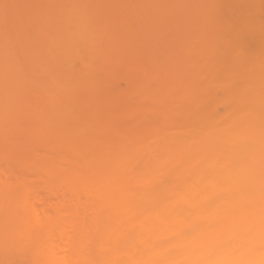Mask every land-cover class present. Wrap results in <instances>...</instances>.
Listing matches in <instances>:
<instances>
[{
    "label": "bare ground",
    "instance_id": "6f19581e",
    "mask_svg": "<svg viewBox=\"0 0 264 264\" xmlns=\"http://www.w3.org/2000/svg\"><path fill=\"white\" fill-rule=\"evenodd\" d=\"M130 1L127 3H132V0ZM168 1L166 0L167 3ZM188 1L184 2L189 5V8L185 6L186 9L183 6L185 4L181 3L184 11L182 6L177 7L180 5L177 1V4L172 2L176 5L173 7L169 3V8H175L171 11L168 8L167 11L178 14L177 16L175 14V17L174 14L171 15L172 18L178 17L177 20L173 18L174 20L169 22L165 18L166 23H163L166 27L161 26L163 23L159 24V27L154 24L159 28L158 32L162 28L164 30L167 28L165 33L163 29L161 30V36L156 31L157 35H152L156 36L155 40L160 43L163 41L161 44L164 43L165 47L164 55H158L160 59L157 55L156 58L153 57L155 62L154 60L152 62L151 56L148 57L147 49L144 51L146 55L143 54L145 49L141 51L143 55L140 52H137L139 55L132 54L137 61L133 59L132 52L125 57L126 50L129 49L125 47L124 50L122 48L124 45L119 49L122 44L119 43L120 40L119 47L115 46L119 51L114 50L112 44L120 35L117 28L121 24L119 25V20L116 23L108 20L110 16L108 4L102 0H71L73 12L71 19L66 18L67 21L63 19L61 23L58 18L53 21L60 13L57 10L56 14L53 8L51 14L47 11L44 15L48 16L47 19L46 17L43 19L47 22L43 21L42 24L39 22L43 30L37 24L38 32H44L48 24L50 26L48 25L49 28L47 26V31L53 27L56 30L54 33L57 34L54 35L52 32V35L59 38L56 37L57 41L53 38L52 41L58 43L55 44L56 48L59 46L61 48L56 49L57 52H63L65 55L71 53V59L74 58V61L68 64L69 67L61 66V70L56 68L55 64L54 68L50 66L51 64L48 65L49 62L46 63L48 66L38 68L41 74L40 72L37 74L40 75L42 82L49 77L53 79L47 90L51 107L63 108L64 105H61H66L71 97L76 95V93L67 95L69 86L72 89V91L68 89L70 93L76 89H78L76 92L82 90L78 88L81 87L78 85V82L81 83L79 77L73 75L78 69V63L85 64L89 75H94L101 69L96 62L99 57V60L101 58L104 62L102 65L106 67V69L102 67L103 70H109L112 60L110 53L113 55L110 51L116 55L119 53L117 56L121 61H127L128 58L136 62L128 61V64H132L130 65L132 74L137 73V76L134 74L136 82L132 83H136L133 85L135 89H132L135 90V97L133 96L134 102H131L130 114L128 113L130 105L126 103L128 105L126 109L127 105L124 107L123 100H117L127 113H124V108L118 107L122 110L118 113L122 114L116 115L118 127L113 136L114 149L94 150L96 143L93 147L84 143L76 146L75 143L78 144L79 139L83 141V136L88 137L82 132V137L76 134V138L71 142L57 137L58 152L50 151L55 153V155L51 153L54 157L43 155L41 158L36 154L38 151L31 155L34 151L31 149L32 152L27 151L31 152L30 154H24L20 160L22 168L26 169V172L35 173L36 176L32 177L36 178V181L34 178L32 182L26 180L29 176L26 178L27 173L24 170L23 174H19L18 170L12 172L9 166L4 164V167L2 163L4 168H1L0 165L3 169H0L2 175L5 171L8 173V176L3 175L1 178L4 179L0 180V264H264V0H246L249 3L245 4L246 7L242 4L245 0H231L232 2L195 0L198 8ZM54 2L56 0H53V4ZM40 5L36 4L34 8L33 2L32 8L29 6L28 9L36 11ZM125 6L127 5L123 4V8L121 7L124 11L119 9L124 15L127 11ZM176 7L182 11H178ZM93 8L101 10L98 11L99 22L96 21L94 28H89L86 14L88 16V12L90 13ZM204 12L208 16L202 14ZM20 13L22 16L25 12ZM129 13L132 15L131 10ZM204 16L207 17V21ZM198 17L201 22L198 21ZM180 18L181 20L183 18L184 22L180 21ZM189 18H193L191 24ZM22 21L25 24L24 20ZM127 21L126 23H129ZM177 21L186 22L184 26L179 23L182 25L177 29L178 32L175 30L176 25L178 27ZM53 22H56L55 26H51ZM144 22L142 20L143 24L147 23ZM126 23L124 22L125 26ZM193 24H196L195 26L200 24L196 27L200 32L192 31ZM186 27L191 28L193 37L195 35L197 38L200 37L193 39L194 46L191 42L189 47H184L187 50H184L185 54L187 53L184 54L186 56L184 59L177 58L169 38L174 43L175 39L180 41ZM130 29L133 36L136 32L138 35L139 28L137 31L132 27ZM51 31L52 29L48 33ZM127 32L125 33L129 34ZM46 33L44 36L47 37L49 34ZM150 35L151 33L147 38ZM111 39L113 43L109 42ZM200 39L204 44H200ZM205 39L209 41L205 42ZM26 44H22L23 48ZM66 47H69L71 52L67 50L68 53L64 52ZM21 50L23 56L26 55L27 61H24L28 62L26 65L33 66L30 62L32 58L27 57L29 52ZM29 50L28 55L32 56L33 48ZM48 50L44 49L45 53L48 52L47 55L50 54ZM98 50L105 52L101 51L103 54L100 56L94 55ZM16 51H14L16 55H22L20 51L19 53ZM19 60L21 61V58ZM18 66L19 68L22 66V71L25 70L21 62ZM44 70L47 71V75ZM25 71L24 77L19 76V80L27 77ZM37 74L33 73L32 77L28 75V79L25 78L26 81L31 79L28 82L33 88L34 85H38V80L40 81L39 78L37 82L32 81L34 75L39 76ZM69 74L74 77L69 76L66 79ZM69 79L70 82L65 83ZM145 81H149L150 84L145 85ZM32 85L28 90L32 89ZM97 87H94L92 92ZM37 88L32 91H37ZM57 88L66 92L64 100H67V103L59 101L61 105L57 103L55 96L53 97L56 90H59ZM77 96L78 93L75 97ZM113 104L117 106L116 102ZM83 107L73 106V112L79 118L85 117L87 110L85 111ZM60 110H56L57 113H54L55 109L51 110L47 118L58 122ZM62 111L63 109L60 114ZM123 113L128 117L126 118ZM53 114L58 115L54 118ZM2 115L3 112L0 110V116ZM82 125V131L88 130L89 137L96 142L95 139L99 135L94 128L89 130L93 126L85 124V121ZM54 132L59 135L56 129ZM92 141L89 140L87 144L94 143ZM72 144L76 148H73ZM35 147L39 150V146ZM71 156L74 157L73 161ZM37 177L41 179V183ZM29 179L31 180V177ZM37 184H40V190L46 185L51 193L59 192V195L55 194L58 201L55 200L54 206L50 209L47 208L50 204L47 207L45 205L48 203L47 199H44L45 201L42 199V202L38 199L44 193L40 194L43 189L40 193L37 191L39 190ZM62 184L67 185L68 194L60 193L66 188ZM60 185L63 186L62 190H56ZM65 192L67 193V190ZM51 193L49 192L52 196L54 193ZM37 199L41 203L45 202L46 208L43 204V209L41 206L39 208L36 205L40 204ZM55 205L56 208L52 209ZM80 206H83L84 210ZM45 209L46 211H43ZM56 238L60 242L61 240L65 242L63 247L55 244Z\"/></svg>",
    "mask_w": 264,
    "mask_h": 264
},
{
    "label": "rangeland",
    "instance_id": "374dc122",
    "mask_svg": "<svg viewBox=\"0 0 264 264\" xmlns=\"http://www.w3.org/2000/svg\"><path fill=\"white\" fill-rule=\"evenodd\" d=\"M29 1H31V2H29ZM43 1V2H42ZM55 1V0H54ZM123 1L124 0H102V2H106L108 5V8H109V13H110V16L108 17V20H110V21H115V23H116V21H118L119 22V25L121 24L122 25V27H121V25L117 28L118 30V35H119V37L118 38H116V39H114V43H117V44H114L113 43V40L111 41H109V42H111V43H113L112 45H114V46H112V47H114V50H118L117 48L119 47V43H122V44H120L121 46L119 47V49L124 45V47H122L124 50L127 48V49H129L128 51L126 50V52L127 53H125L127 56H125V57H128L129 56V54L131 53V55L133 54H138L137 52H140L141 53V51H142V49H145V50H143V54H145L144 53V51H146V49H147V55H149L148 57H150L151 56V58H156L155 56L157 55V58H159V56L158 55H164V43L163 44H161L157 39L155 40V38H156V36H152L153 34H155V31H156V33L158 34V35H160V32H161V30L163 29H161L160 30V32H158L157 31V29H159V28H156L159 24H161V23H166V19H168L167 21H173L174 19H176L177 20V18H174L175 17V14L174 13H172V12H169V11H171V10H173L174 8H172L173 7V5H175V4H179L180 3V5H177V7L179 6V7H181L183 4H185V5H183L184 6V8H185V6H186V8L188 7L189 8V5H186V3H184L185 1L187 2L188 0H183V1H181V0H176L177 1V3H176V1H174V0H170V1H172V2H175V4H172V2H169L168 0V3L166 2V0L163 2V0H132V3H127V2H129L130 0H125L124 1V3H123ZM136 1V2H135ZM144 1V2H143ZM179 1V2H178ZM203 1V0H202ZM206 1V0H205ZM205 1H204V3H205ZM208 1V0H207ZM206 1V2H207ZM213 1V0H212ZM229 1H231V0H229ZM228 1V2H229ZM27 2H29V3H27ZM33 2H34V8H35V6H36V4L37 5H40V3L42 2L43 4V6H42V8H41V5L38 7V8H36L37 10L35 11L34 9L32 10L31 8H32V6H33ZM45 2H47V3H45ZM52 2V3H51ZM131 2V1H130ZM138 2H140V3H138ZM183 2V4L181 5V3ZM189 2V4H194L195 5V0L194 1H188ZM232 2V1H231ZM49 3V4H48ZM55 3H57V4H55ZM121 4V5H119V4ZM149 5H148V4ZM161 3V4H160ZM169 3H171V5H172V7L171 8H169L170 7V5H169ZM240 3V2H239ZM242 3V2H241ZM248 2L245 0V3L243 2L242 4L243 5H248L247 4ZM26 4H28V5H26ZM30 4V5H29ZM47 6V7H45V5ZM95 3L93 2V5H94ZM111 4V5H110ZM123 4H126L127 6H125L126 8H127V11H126V13H127V15H126V13H125V15H124V10L122 9L123 8ZM133 4H134V6H133ZM164 4V5H163ZM201 4V3H200ZM32 5V6H31ZM59 5V6H58ZM71 5H72V3H71V0H56V2H54V4H53V0H0V110H2V112H3V115L2 116H0V161H1V168L3 167L2 166V163H3V165L5 164V165H7V166H9L8 168H9V170L11 169L12 170V172H14L13 170H18V171H20L19 172V174L20 173H22V171L24 170L25 172L27 171L26 169H24V168H22V165H21V162H20V160L21 159H23V157L26 155V154H28L29 152H27L28 150L29 151H31L30 153H31V155L34 153V152H37L38 151V153H36V154H39L40 155V157L41 156H53L54 157V155H55V153H57L58 152V147H59V145H57V140L59 141V139H57V137H59L60 136V138L62 139V140H65V141H74L73 139L74 138H76L75 137V135L76 134H80L79 136L80 137H82V135H81V133L83 132V134L84 133H86L85 135H88V137L87 136H83V138H85V139H83L82 138V140L83 141H81V139H79L80 141H78V144L77 143H75V145L76 146H80V144H86V146H91V147H93V144H95L96 143V145H97V147H96V145H95V147H93L94 148V150H99V149H97V148H106L107 149V151H108V149L109 150H112V149H114L115 147L113 146L112 147V145H113V142H115V140L113 139V136H114V133H115V130H116V128L118 127V124H117V116L116 115H118L119 113V111L122 109V108H124V107H126V105L128 104V105H130L129 106V110H128V113L129 112H131L130 110H131V102H134V100H133V96L135 95L134 94V92H135V90H132V89H135L134 88V86L133 85H135L136 83V81L134 80L135 78H134V74L135 73H133L132 74V72H131V68H130V65L132 66V64H128V61L131 63H134L135 61H137V60H135L134 59V57H133V55H132V57H133V59L135 60H133L132 59V57L130 58V59H132V60H128V58H126L127 59V61H124V60H120V58L117 56V55H119V53L116 55V54H114L113 53V51H110V52H112V54L113 55H111V53H110V56L112 57V60H111V66H110V69L109 70H106V71H104L103 69L105 68L106 69V67L105 66H103L102 65V63L104 64V62H103V60H101V58H100V60H99V57H97L98 59H96L97 61L96 62H98V64L101 66V71L99 70L96 74H94V75H89V73H88V71H87V66L85 65V64H81V63H78V69L73 73V75L75 76H77V77H79L78 78V80L80 79V81H81V83H79L78 82V85L79 86H81V87H78V85H77V87L78 88H82V90L81 91H78V92H76L78 89H76V91L74 92L73 91V93L71 92H69V88H70V86L67 88V95L69 94V96L71 95V94H73V95H75V93H76V95H77V93H78V96L77 97H75V96H73V97H71L74 101H72V99H70L69 100V102L67 103L66 101L67 100H64V98H65V94L64 93H66L65 91H63L62 89H59V88H57V89H59L58 91L56 90V93L53 95V97L55 96V98H56V100H57V103H58V101L59 102H62V103H67L66 105L65 104H62L61 105V103H58L59 105H61V106H63L64 105V107L62 108V107H59L58 105V109H56V108H54V107H51L49 104V101H48V97H49V94L47 93V90L49 89V87H50V83H51V81L53 80V79H51L50 77L48 78V79H44V81L42 82L41 80L42 79H40V75L39 74H37V73H39L40 72V66H42V67H46V63L47 62H49L48 63V65L49 64H51L50 66L52 67L53 66V68L55 67V65H56V68H58V69H60L61 70V66H65V67H69V65L68 64H71L72 62V60L74 61V58H72L71 59V53H68V52H71V50H70V48L69 47H66L65 48V51L64 52H66V50L68 51V52H66V53H68V55H65L63 52L62 53H58L57 52V50L60 48V46L58 47V48H56V46H55V44H58V43H54L53 41H52V39L53 38H55L56 39V37L54 36L55 35V33H54V31H56L53 27H50V30L52 29V31L50 32V33H48L49 31H47L48 29H47V26L49 25H46V31H47V33L49 34V35H47V37L46 36H44L45 35V33H46V31L44 30V32L42 31V32H38V29H39V27H38V25L40 26L41 24H42V22L44 21L43 19H45V17L46 16H44V15H46L45 13L48 11L49 13H50V11H52V9L53 8H55V9H53V10H55L56 12V14L58 13V11L57 10H59V12L60 13H58L59 15V17H55L54 18V20L53 21H55L57 18V20L58 21H60V23L62 22V21H64L63 19H65L66 20V18H67V20L68 19H71V16H72V14H73V12H71L72 11V7H71ZM128 5H129V7L131 8V9H129V7H128ZM153 5V6H152ZM197 5V4H196ZM195 5V6H196ZM246 5H245V7H246ZM31 7V8H29L28 9V7ZM50 6V7H49ZM58 6V7H57ZM112 6V7H111ZM176 6V5H175ZM183 6H182V9H183ZM204 6V5H203ZM209 6V5H208ZM241 6V5H240ZM25 7H27L26 9H25ZM44 7V8H43ZM122 7V8H121ZM151 7V8H150ZM165 7V8H164ZM177 7H176V9H177ZM194 7V6H193ZM197 7V6H196ZM199 7V6H198ZM197 7V8H198ZM201 7V6H200ZM238 7H239V4H238ZM242 7V6H241ZM24 8V9H23ZM58 8V9H57ZM122 9L121 11H119V9ZM126 8H124V9H126ZM161 8V9H160ZM169 8V11H167V9ZM185 8V9H186ZM197 8H195V9H197ZM242 8H244V7H242ZM48 9V10H47ZM51 9V10H50ZM61 9V10H60ZM95 11H94V10ZM91 11H90V13L88 12V16H87V14H86V17H88L87 19H88V22L89 21H91V22H87V26L90 28V27H93L94 28V26H96V25H94L95 23H96V21L97 22H99L98 21V15L100 16V13H98V11H99V9H96V8H93ZM118 11H117V10ZM139 9V10H138ZM182 9L181 10H179V9H177L178 11H182ZM191 9V8H190ZM193 9V8H192ZM205 9V8H204ZM203 9V10H204ZM40 10V11H39ZM97 10V11H96ZM131 10V14L132 15H130V13H129V11ZM165 10V11H164ZM177 10H174V11H177ZM208 10V9H207ZM25 12L24 14H22V16H21V13L20 12ZM101 11V10H100ZM99 11V12H100ZM142 11V12H141ZM183 11H184V9H183ZM187 11L188 10H186L185 12V14H187ZM193 11L195 12V10L193 9ZM204 11H206V10H204ZM29 14H28V13ZM121 12V13H120ZM192 11H190L189 13H191ZM196 12H198V13H200L199 11H196ZM17 15H16V14ZM19 13V14H18ZM33 13V14H32ZM49 13H47V15L49 14ZM55 13H54V15H55ZM167 13V14H166ZM178 13V12H177ZM182 13V12H181ZM180 13V14H181ZM184 13V12H183ZM225 13V12H224ZM227 13V12H226ZM225 13V14H226ZM28 14V15H27ZM32 14V15H31ZM51 14V13H50ZM134 14V15H133ZM172 14H174V19L171 17V15ZM185 14H184V17H185ZM193 13H191V15H192ZM196 14V13H195ZM195 14H194V16H195ZM202 14H205V12L204 13H202ZM201 14V15H202ZM14 15V16H13ZM26 15V16H25ZM122 15H123V17H122ZM143 15H145L144 17H142ZM178 14H176V16H177ZM189 15V14H188ZM190 15V16H191ZM199 15V14H198ZM200 15V17H198V21H199V18H200V20L202 19V16ZM27 16H29L30 18H28ZM44 16V17H43ZM129 18H128V17ZM134 16V17H133ZM138 16V17H137ZM141 16V17H140ZM150 16V17H149ZM183 16V14L181 15V17ZM197 16V15H196ZM205 16H208V14L206 15L205 14ZM205 16H204V18H205ZM20 17H21V19H20ZM36 17V18H35ZM164 17V18H163ZM180 17V16H179ZM183 17V18H184ZM192 17H193V15H192ZM14 18V19H13ZM27 18V19H26ZM32 18V19H31ZM42 18V19H41ZM48 18V16L46 17V19ZM98 18V19H97ZM133 18V19H132ZM140 18H142V19H140ZM145 18H148L147 20L145 19ZM166 18V19H165ZM183 18H182V20H181V18H180V21H183ZM186 18H187V16H186ZM194 18V17H193ZM193 18H189L188 19V21H189V23L191 24V22H193ZM197 18V17H196ZM203 18V19H204ZM207 18V17H206ZM206 18H205V20H206ZM100 19H101V17H100ZM155 19V20H154ZM170 19V20H169ZM22 20H24V22H25V24H23V21ZM30 22H29V21ZM66 20V21H67ZM121 20V21H120ZM128 20V21H127ZM131 20V21H130ZM142 20H143V22L145 21V22H147V23H145L146 25H147V27L149 28V30L151 31H149L148 29H147V27L145 28V24H143L142 23ZM151 20V21H150ZM164 20V21H163ZM197 20V19H196ZM126 21L127 22H129V23H126ZM171 21V22H172ZM195 21V20H194ZM207 21V20H206ZM37 22V23H36ZM41 24H40V23ZM47 22V20L46 21H44V23H46ZM123 22V23H122ZM124 22L126 23V26H125V24H124ZM137 24H136V23ZM139 22H141V23H139ZM184 22V21H183ZM183 22H178L177 21V23H178V27H177V25H176V31H177V29L180 27L181 28V25L183 24V26H184V24L186 23H183ZM199 22H201V21H199ZM21 23V24H20ZM54 23H56V22H53L52 24L53 25H51V26H55L54 25ZM58 23V22H57ZM135 23V25L133 26V24ZM157 23V24H156ZM164 23L163 24H161V26L162 25H164ZM176 23V24H177ZM179 23H182L181 25H179ZM188 23V22H187ZM196 23V22H195ZM198 23V22H197ZM17 24V25H16ZM31 24H34V25H31ZM38 24V25H37ZM90 24V25H89ZM124 24V25H123ZM154 24L156 25V27L154 26ZM168 24V23H167ZM174 24V23H173ZM190 24L188 25V26H190ZM15 25H16V28H15ZM20 26V29H19V26ZM25 25V26H24ZM31 25V26H30ZM58 25H59V23H58ZM57 25V26H58ZM132 25V26H131ZM142 25H145L144 27L142 26ZM169 25V24H168ZM172 25V24H171ZM196 24H193V25H191L192 26V31L193 32H200V29H197L196 27L197 26H199L200 24H198L197 26H195ZM205 25V24H204ZM22 26V27H21ZM42 26H44V24L42 25ZM50 26V25H49ZM49 26H48V28H49ZM128 26H129V28H128ZM138 26V27H137ZM140 26V27H139ZM142 26V27H141ZM160 26V25H159ZM158 26V27H159ZM175 26V25H174ZM183 26H182V28H183ZM25 27H27V28H25ZM29 27V28H28ZM41 27V26H40ZM121 27V28H120ZM130 27H132L134 30H138V28H139V33H140V35L142 34V36H140L139 35V33H138V35H136L137 34V32H136V34H135V36H133V34H131L132 32L130 31L131 29H130ZM163 27V26H162ZM164 27H166L165 25H164ZM168 27V26H167ZM24 28V29H23ZM45 28V27H44ZM135 28H137V29H135ZM143 28H145V31H144V29ZM153 28V29H152ZM161 28V27H160ZM170 28V27H169ZM185 28V27H184ZM189 27H186V31L185 32H181L183 35L181 36V39H180V41H177L175 38V43H174V41H172L170 38H169V40H170V42H171V44L173 45V46H171V47H173V50H174V52H175V57H177V58H183L185 55H187V53L185 54V51L184 50H186L184 47H189L188 45H191V42L193 41L194 42V38L196 37V35L193 37V32L191 31V28L190 29H188ZM208 28V27H207ZM27 31H26V30ZM41 30H43L42 29V27L40 28ZM57 29V28H56ZM130 29V30H129ZM142 29V30H141ZM167 29V28H166ZM165 29V30H166ZM21 31V32H19V31ZM133 30V31H134ZM165 30L163 29V31H164V33H165ZM171 30V29H170ZM181 31L183 30H185V29H180ZM203 30V29H202ZM201 30V31H202ZM15 31V32H14ZM120 31V32H119ZM123 31H128L127 33H129V34H126L125 32H123ZM148 31H149V33H151V35L147 38V36H148ZM162 31V32H163ZM169 31V30H168ZM167 31V32H168ZM173 31H174V29H173ZM179 31V30H178ZM177 31V32H178ZM206 30H204V33H205V37H207L206 36V34H207V32H205ZM23 32V33H22ZM26 32H28V33H26ZM52 32L54 33V35H52ZM154 32V33H153ZM175 32V31H174ZM176 32V36L178 35V33ZM18 33H20V34H18ZM46 33V34H47ZM123 33V34H122ZM148 33V34H147ZM163 33V34H164ZM180 33V32H179ZM57 34V33H56ZM157 34H155V35H157ZM203 34V33H202ZM16 35H18V36H16ZM52 37H51V36ZM117 35V36H118ZM131 35V36H130ZM170 35V34H169ZM173 35V34H172ZM208 35H209V33H208ZM161 36V35H160ZM179 36H180V34H179ZM197 36H198V34H197ZM19 37H21V38H19ZM24 37V38H23ZM48 37H50L49 39H47ZM132 37H133V39H132ZM155 37V38H154ZM165 37V36H164ZM167 37H168V35H167ZM200 37V36H199ZM198 37V38H199ZM204 37V38H205ZM211 37V36H210ZM17 38V39H16ZM19 38V39H18ZM59 37H57V39H58ZM135 38V39H134ZM137 38V39H136ZM147 38V39H146ZM197 38V37H196ZM197 38V39H198ZM204 38H203V40H204ZM54 39V40H55ZM57 39L55 40V41H57ZM126 41H125V40ZM161 39V38H160ZM162 39H165V38H163L162 37ZM161 39V40H162ZM194 39V40H193ZM209 39V38H208ZM208 39H205V42H206V40L207 41H209ZM117 42H116V41ZM120 40V41H119ZM142 40V41H141ZM183 40V42H181ZM201 40V39H200ZM203 40H201V42H200V44L201 43H203L204 44V41ZM24 41H26V42H24ZM118 41H119V43H118ZM166 42L168 41V40H165ZM22 42H24V43H22ZM165 42V43H166ZM192 42V43H193ZM196 42H197V40H196ZM25 43H27L26 44V46H25V48H23V45L22 44H24L25 45ZM31 43V44H30ZM110 43V44H111ZM197 43H199V42H197ZM141 44H144V46L143 45H141ZM202 44V45H203ZM17 45V46H16ZM20 45H21V47H20ZM118 45V47L116 48L115 46H117ZM139 45H141V47H143V48H141ZM146 45H147V47H146ZM166 45V44H165ZM196 45V44H195ZM16 46V47H15ZM32 46V47H31ZM58 46V45H57ZM193 46H194V43H193ZM200 46V45H199ZM14 47H15V50H13L14 49ZM31 47V48H30ZM126 47V48H125ZM141 49H140V48ZM16 48H17V50L18 51H20V53L22 54L23 52V50H21V49H24L25 51V53H27L26 51H28L29 53H30V50L29 49H31L32 50V48H33V53H32V51H31V53L33 54L32 56L31 55H28L27 54V57L29 58V59H31L32 58V60H30V62L32 63L31 65H33V66H27L26 64L28 63V62H24V61H27V59L25 58V56H23L24 54H22V55H16V53L14 52V51H16ZM21 48V49H20ZM49 49L48 51L50 52V54L49 55H47V53H45V51H44V49ZM110 48V47H109ZM184 48V49H183ZM194 48V47H193ZM192 48V49H193ZM27 49V50H26ZM57 49V50H56ZM98 49V48H97ZM96 49V50H97ZM113 49V48H112ZM167 49H168V47H167ZM60 50H61V48H60ZM105 50V49H104ZM110 50V49H109ZM108 50V51H109ZM122 50V49H121ZM131 50V51H130ZM170 50V49H169ZM18 51H16L17 53H19ZM102 52H103V50H101ZM101 51L100 50H98L97 52H96V54H94V55H102L103 53H101ZM119 51V50H118ZM130 51V52H129ZM172 51V50H171ZM170 51V52H171ZM187 51V50H186ZM192 51V50H191ZM189 52V53H192V52ZM193 51H194V49H193ZM107 52V51H106ZM114 52H116V51H114ZM125 52V51H124ZM123 52V53H124ZM169 52V51H168ZM166 53V52H165ZM46 54V55H45ZM142 54V53H141ZM140 54V55H141ZM142 54V55H143ZM169 54H172V53H169ZM185 54V55H184ZM124 55V54H123ZM139 55V54H138ZM146 55V54H145ZM154 55V56H153ZM79 56V55H78ZM170 57L172 56V55H169ZM136 57V56H135ZM167 57V56H166ZM173 57V56H172ZM186 57V56H185ZM188 57V56H187ZM21 58V61L19 60ZM81 58H82V56H81ZM81 58H80V60H81ZM152 59V62H153V60H154V62H155V59ZM24 59H26V60H24ZM28 59V60H29ZM160 59V58H159ZM184 59V58H183ZM187 59V58H186ZM22 60H23V62H22ZM76 60V59H75ZM83 60H84V57H83ZM83 60L81 61V62H83ZM162 60V59H161ZM14 61V62H13ZM18 61H19V64H20V62L22 63V65H23V68L25 67V70L27 71H25L24 69H23V71H25L24 73H25V75L27 76V77H25V78H27L28 79V75H30L31 77H32V75L31 74H33V73H35V74H37V75H39V76H33L34 77V80H32V81H36L37 82V79L39 78L40 79V81L38 80V88H37V86L36 85H34V88H37V91H32V90H35L34 88H33V85L32 84H30V85H32V89H30V90H28L29 89V87H30V85H29V80H31V79H29L28 81H26V79L24 80V79H22V80H19V76H20V78H22V76H23V71H22V69H21V67L22 66H20V68H19V64H18ZM124 61V62H123ZM157 61V60H156ZM14 64H13V63ZM77 62H80V61H77ZM158 62V61H157ZM136 63V62H135ZM160 63V62H159ZM17 64V65H16ZM55 64V65H54ZM47 65V66H48ZM57 65H60L59 67L57 66ZM137 65H138V63H137ZM160 65H162V63L160 64ZM140 66V65H139ZM32 67L33 69H30V68ZM62 67V68H63ZM64 67V68H65ZM102 67H104V68H102ZM39 68V69H38ZM63 68V69H64ZM137 68H139V67H137ZM14 69V70H13ZM17 69V70H16ZM38 69V71H36ZM50 69V68H49ZM57 69V70H58ZM84 69H85V71H84ZM43 70V69H42ZM46 70V69H45ZM44 70V71H45ZM75 70V69H74ZM151 70H152V68H151ZM31 71H33V73H31ZM49 71V70H48ZM103 71H104V73H103ZM13 72V73H12ZM43 72V71H42ZM50 72V71H49ZM76 72H77V74H76ZM28 73V74H27ZM31 73V74H30ZM44 73H46L45 75H47L48 73H47V71H45ZM78 73L80 74V75H78ZM95 73V72H94ZM40 74H41V72H40ZM71 74V73H70ZM70 74L68 75V76H66V79H68L67 77H69L70 76ZM73 75H71L70 77H74ZM136 76H137V73L135 74ZM41 76H44V75H41ZM75 76V77H76ZM24 77V76H23ZM31 77H29V78H31ZM37 77V78H36ZM47 77V76H46ZM46 77H44V78H46ZM43 78V77H42ZM71 78V79H72ZM33 79V78H32ZM36 79V80H35ZM71 79H69V81L67 80L65 83H67V82H70V80ZM153 79V78H152ZM21 81V82H20ZM133 81H135L134 82V84H132L133 83ZM28 82V83H27ZM36 82H31V83H35L36 84ZM42 82V83H41ZM81 84V85H80ZM150 84V82L149 81H145V85H149ZM95 85H97V86H95ZM36 86V87H35ZM57 86V85H56ZM97 87L96 88V90L94 91V92H92L93 91V88L94 87ZM133 87V88H132ZM84 88H85V90H84ZM54 89V88H53ZM71 89V88H70ZM86 90H87V92H86ZM98 90V91H97ZM30 91V92H29ZM32 91V92H31ZM70 91H72V89L70 90ZM80 92V93H79ZM86 94H88V95H86ZM90 95V96H89ZM12 97V98H11ZM135 97V96H134ZM77 101H76V100ZM14 102H13V101ZM63 100V101H62ZM117 100H123V102L122 103H124V107H123V105L121 106V105H119L118 104V101ZM98 101H99V103H98ZM125 101V102H124ZM12 102V103H11ZM72 102V103H71ZM117 103V108L114 106L115 104H113V103ZM11 103V104H10ZM97 103H98V105H97ZM121 103V104H122ZM127 103V104H126ZM14 104V105H13ZM70 105V106H69ZM76 106V105H78L79 107L81 106V107H83V108H85L84 110L86 111V113H85V117H78L77 115H75V113L73 112V109L75 108H73V106ZM100 105V106H99ZM128 105H127V107H126V109L128 108ZM67 106H69L68 108H66ZM86 106H87V109H86ZM98 106V107H97ZM121 106V109L120 108H118V107H120ZM9 108H11V109H9ZM55 109V112L54 113H57L56 112V110H60V108H62L63 109V111L61 112L62 114H60V111L62 110H60L59 112H58V114L60 115V116H57L58 114H56V116L59 118V121L57 122V121H55V122H53L50 118H47V114L48 115H50L49 114V112H51V110H54ZM65 108V109H64ZM88 108H90V109H88ZM100 110H99V109ZM98 109V110H97ZM103 109V110H102ZM112 109V110H111ZM116 109H118V110H116ZM10 110V111H9ZM83 110V111H84ZM89 110H91V111H89ZM124 110H125V108H124ZM84 111V112H85ZM101 111V112H100ZM111 111V112H110ZM7 112V113H6ZM120 112H122V110L120 111ZM124 112V111H123ZM12 113V114H11ZM53 113V112H52ZM77 113V112H76ZM82 113V112H81ZM116 113V114H115ZM124 113H127V110H125V112ZM124 113H123V115H124ZM98 114V115H97ZM100 114H101V116H100ZM122 114V113H121ZM121 114H119V115H121ZM130 114V113H129ZM128 114V115H129ZM13 117H12V116ZM54 115V118H56V116H55V114H53ZM122 115V116H123ZM52 116V115H51ZM62 116V117H61ZM80 116H81V114H80ZM104 118H103V117ZM124 116H126V118L128 117L126 114L124 115ZM123 116V117H124ZM50 117V116H49ZM99 117V118H98ZM32 119V120H31ZM47 119L49 120V121H47ZM124 119H125V117H124ZM56 120H58V119H56ZM85 121V124H88V125H92L93 127L92 128H89V130L90 129H93V130H95L96 132H97V134L99 135V137H97L96 139H95V141L96 142H94V139L93 138H91V137H89V134L90 133H88V130H84V131H82V124H84V121ZM102 120V121H101ZM32 121H33V123H32ZM96 121V122H95ZM101 121V123H99ZM95 122V123H94ZM124 122V121H123ZM57 123V124H56ZM95 124V125H94ZM56 125V126H55ZM96 125H98V126H100V127H95ZM53 126H55V129H56V132H57V134H59V135H56L55 134V132H54V130H53ZM90 127V126H89ZM79 129H81V130H79ZM126 129H128V128H126ZM125 129V130H126ZM92 130V131H93ZM58 131L60 132V133H58ZM77 131H79L78 133H77ZM95 131H94V133H95ZM98 131H99V133H98ZM128 131V130H127ZM90 132V131H89ZM97 135V136H98ZM50 137H53V139L52 138H50ZM91 138V139H90ZM99 138V139H98ZM56 139V140H55ZM78 139V138H77ZM90 141H92V142H94V143H90V145H88L89 143V140ZM98 139V140H97ZM56 142H55V141ZM84 140H86L87 141V143H85V141ZM114 140V141H113ZM99 141V142H98ZM38 144H37V143ZM49 142H50V144H49ZM47 143H48V145H47ZM80 143V144H79ZM97 143H100V144H97ZM83 144V145H84ZM50 146V147H48L47 148V146ZM73 146V144H72V146H73V148L75 147L76 148V146ZM100 147H99V146ZM35 146H39V150L37 149L36 150V148L37 147H35ZM85 146V147H86ZM34 147V148H33ZM90 147V148H91ZM55 148V149H54ZM92 148V149H93ZM31 149V150H30ZM106 149H104V151H106ZM36 150V151H35ZM49 150V151H48ZM51 150H54V152L52 153V152H50ZM50 153V155H49V153ZM90 151V150H89ZM91 151H93V150H91ZM103 151V150H102ZM47 152V153H46ZM26 153V154H25ZM29 153V154H30ZM46 153V154H45ZM51 153L52 154H54V155H51ZM25 154V155H24ZM42 154V155H41ZM47 156V157H48ZM72 157L73 156H71V159H72ZM42 158V157H41ZM73 159H74V157H73ZM73 159H72V161H73ZM5 165H4V167H5ZM3 167V168H4ZM0 168V169H1ZM13 168V169H12ZM6 170H7V167L5 168ZM1 170H3V169H1ZM8 170V171H9ZM2 172H4V171H2ZM25 172H24V174H25ZM1 173V172H0ZM27 173V176L26 175H24V176H26V178H28V176H29V178L31 177V180L28 178V179H26V180H29V181H33L32 179L34 178V177H32V176H36L35 175V173H33V172H31V173H33V175L31 174V173H29V171L28 172H26ZM29 173V174H28ZM11 174H13V173H10V175ZM16 174V173H15ZM23 174V173H22ZM31 174V175H30ZM1 176H0V180L1 179H4V178H1L3 175H7L8 176V173H6V171H5V174H3L2 175V173L0 174ZM23 176V177H24ZM37 176H38V174H37ZM16 177V176H15ZM23 177H22V179H23ZM5 178H6V176H5ZM14 178V177H13ZM20 178H21V176H20ZM38 178V177H37ZM15 179H17V177L15 178ZM22 179H20L21 181H22ZM36 178H34V180H35ZM19 180V181H20ZM23 180H25V179H23ZM38 180H40V181H38ZM38 182H40L41 183V179L40 178H38ZM2 181V180H1ZM0 181V182H1ZM36 181V180H35ZM44 184V183H43ZM38 185V184H37ZM40 185V184H39ZM38 185V187H39V190H37L39 193H40V191H41V193L40 194H42V192L44 193V194H42L43 196H45L44 198H42L43 196L42 195H40L39 196V193H37L38 194V199H40L41 200V202H42V199L44 200H46L47 199V201H48V203L47 204H45V202H43V203H41L40 202V200H38L39 202H40V204L38 205V204H36L39 208H40V206H41V208L44 206V204L46 205V207H47V205L48 204H50V206L49 207H47V208H51V206H54V204H55V200L57 199L56 198V195L55 194H57V195H59V192H52V193H54V194H52L51 193V191H49L50 189H48V188H46L45 186H44V188L48 191H46V190H44V188L43 187H41V190H40V186ZM42 185V184H41ZM65 186L64 188H65V190H62L61 188L63 187V186ZM62 185H60V187H57L56 188V190H59V191H63V192H60L62 195L63 194H68L69 192H68V187H67V185H64V184H62ZM62 186V187H61ZM67 190V193L65 192ZM46 191V192H45ZM49 192L52 194V196L49 194ZM36 193V192H35ZM46 193H48V194H46ZM60 194V196H62ZM53 195L55 196V197H53ZM42 196V197H41ZM56 198V199H55ZM58 199H59V197H58ZM64 199V198H63ZM44 200V201H45ZM60 200V202L62 201L61 199H59ZM37 201V202H38ZM56 201H58V200H56ZM75 202V201H74ZM42 204H43V206H42ZM60 204V203H59ZM58 204V205H59ZM45 206H44V208H46ZM74 207V206H73ZM83 207V206H82ZM81 206H80V208L82 209V210H84L83 208H82ZM56 208V205H55V207H52V209H55ZM80 208H78V209H80ZM43 209V208H42ZM41 209V210H42ZM80 209V210H81ZM43 211H46V209L45 210H43ZM50 211V210H49ZM48 212V211H47ZM83 212V211H82ZM57 237V236H56ZM56 241V245L58 244V246H61V247H63V244L65 243L63 240H61V242L60 241H58L57 240V238L55 239ZM58 242H60V243H62V245H59L60 243H58Z\"/></svg>",
    "mask_w": 264,
    "mask_h": 264
}]
</instances>
